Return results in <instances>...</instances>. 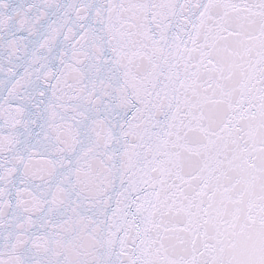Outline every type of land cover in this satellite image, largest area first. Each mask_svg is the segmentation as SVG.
I'll use <instances>...</instances> for the list:
<instances>
[{"label": "snow or ice", "instance_id": "obj_1", "mask_svg": "<svg viewBox=\"0 0 264 264\" xmlns=\"http://www.w3.org/2000/svg\"><path fill=\"white\" fill-rule=\"evenodd\" d=\"M0 264H264V0H0Z\"/></svg>", "mask_w": 264, "mask_h": 264}]
</instances>
